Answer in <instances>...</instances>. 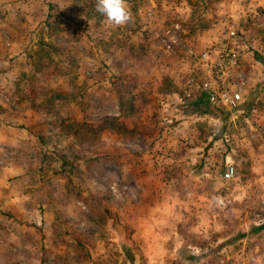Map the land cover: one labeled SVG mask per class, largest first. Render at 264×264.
Listing matches in <instances>:
<instances>
[{"label":"rangeland","instance_id":"374dc122","mask_svg":"<svg viewBox=\"0 0 264 264\" xmlns=\"http://www.w3.org/2000/svg\"><path fill=\"white\" fill-rule=\"evenodd\" d=\"M95 5L0 0V264H264V0H128L120 27ZM227 27L251 73L241 105H185L205 100L188 80ZM116 79L133 88V133L58 129L57 115L116 116ZM49 89L73 101L46 114L20 100Z\"/></svg>","mask_w":264,"mask_h":264},{"label":"built area","instance_id":"2783aa9c","mask_svg":"<svg viewBox=\"0 0 264 264\" xmlns=\"http://www.w3.org/2000/svg\"><path fill=\"white\" fill-rule=\"evenodd\" d=\"M168 33L169 31L159 36V40L167 50L171 51L180 42L176 40L173 33V36H169ZM187 51L193 53L190 48ZM240 53V35L235 28L227 27L218 42L208 44L196 55L204 66L205 75L199 78L197 84L193 78L189 77L188 84L195 85L200 95L210 104H219L227 110L236 109L242 102L243 88L251 75L250 68L240 64ZM231 172L232 168L229 167L223 176L228 178ZM228 263V258H219L214 262V264ZM234 264L242 263L236 261Z\"/></svg>","mask_w":264,"mask_h":264},{"label":"trees","instance_id":"16d2710c","mask_svg":"<svg viewBox=\"0 0 264 264\" xmlns=\"http://www.w3.org/2000/svg\"><path fill=\"white\" fill-rule=\"evenodd\" d=\"M70 11L74 12V9H71ZM64 18L65 16L63 12H58L57 14L48 13L46 14L42 23L43 26L47 28L51 25L53 20L59 23L62 22V19ZM140 53H143L142 48L140 49ZM255 58L261 61V57L257 54H255ZM116 81L117 82L115 94L118 104V114L116 116L104 118L96 122H85L76 120L73 117L57 115L55 117V121H57L56 125L59 127L58 129H61L64 133L67 132L69 135H72L71 137H77L80 142L86 141L92 138L93 136L104 132H111L121 136L133 133L136 129V124H134V122L130 124L126 123L128 119L134 117V114L136 112V105L134 103L135 95L133 93V88L129 86L130 83L125 81V79H116ZM27 97L28 98L21 96L20 100L30 101L31 103H33V106L36 105L40 110H42L46 114H50L55 110V106L53 105L56 100L73 101V96L68 91H58L55 89H49L47 92L43 93L39 97V100L37 102H35L36 100L34 97H29L28 94ZM78 102L76 101L75 103L78 104ZM185 105L192 106L195 109H197L198 106H202V109L205 112H209L210 109H214L215 107L214 105L212 106V104H209L206 99L204 101L197 100L189 102ZM67 133L65 134L67 135ZM61 164H68V161L64 160L63 156H60L59 165ZM258 228H264V225L258 226ZM88 254L89 253L85 250L84 256L86 257V259H89Z\"/></svg>","mask_w":264,"mask_h":264},{"label":"clouds","instance_id":"9594fccd","mask_svg":"<svg viewBox=\"0 0 264 264\" xmlns=\"http://www.w3.org/2000/svg\"><path fill=\"white\" fill-rule=\"evenodd\" d=\"M96 10L116 27L124 26L133 19L128 0H96Z\"/></svg>","mask_w":264,"mask_h":264},{"label":"crops","instance_id":"0c3cea01","mask_svg":"<svg viewBox=\"0 0 264 264\" xmlns=\"http://www.w3.org/2000/svg\"><path fill=\"white\" fill-rule=\"evenodd\" d=\"M152 239V238H151ZM151 241H153V240H151Z\"/></svg>","mask_w":264,"mask_h":264}]
</instances>
